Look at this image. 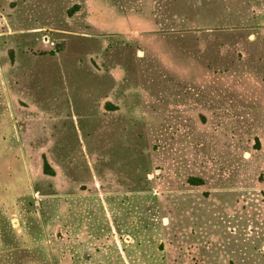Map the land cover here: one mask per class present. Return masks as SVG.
<instances>
[{
	"label": "rangeland",
	"instance_id": "rangeland-1",
	"mask_svg": "<svg viewBox=\"0 0 264 264\" xmlns=\"http://www.w3.org/2000/svg\"><path fill=\"white\" fill-rule=\"evenodd\" d=\"M0 264H264V0H0Z\"/></svg>",
	"mask_w": 264,
	"mask_h": 264
},
{
	"label": "trees",
	"instance_id": "trees-1",
	"mask_svg": "<svg viewBox=\"0 0 264 264\" xmlns=\"http://www.w3.org/2000/svg\"><path fill=\"white\" fill-rule=\"evenodd\" d=\"M72 12H73V8L69 9V13L71 15H72ZM43 172L45 174H49V175L55 174L54 169L52 168V166L50 165V163L48 162V160L45 157L43 159ZM189 182L192 184H195V185H200V184H203V179H200L198 177H190Z\"/></svg>",
	"mask_w": 264,
	"mask_h": 264
}]
</instances>
